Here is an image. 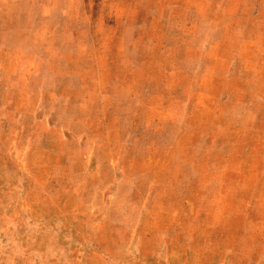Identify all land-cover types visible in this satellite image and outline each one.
Listing matches in <instances>:
<instances>
[{
    "label": "rangeland",
    "instance_id": "obj_1",
    "mask_svg": "<svg viewBox=\"0 0 264 264\" xmlns=\"http://www.w3.org/2000/svg\"><path fill=\"white\" fill-rule=\"evenodd\" d=\"M0 264H264V0H0Z\"/></svg>",
    "mask_w": 264,
    "mask_h": 264
}]
</instances>
